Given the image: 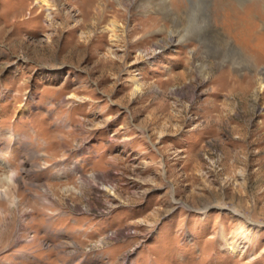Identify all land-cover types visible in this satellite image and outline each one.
<instances>
[{
    "label": "rangeland",
    "instance_id": "obj_1",
    "mask_svg": "<svg viewBox=\"0 0 264 264\" xmlns=\"http://www.w3.org/2000/svg\"><path fill=\"white\" fill-rule=\"evenodd\" d=\"M38 1L0 0V264H264V0Z\"/></svg>",
    "mask_w": 264,
    "mask_h": 264
},
{
    "label": "clouds",
    "instance_id": "obj_2",
    "mask_svg": "<svg viewBox=\"0 0 264 264\" xmlns=\"http://www.w3.org/2000/svg\"><path fill=\"white\" fill-rule=\"evenodd\" d=\"M15 176V173H9V175L7 176V181L9 184H13V178ZM7 188H0V192H4L7 193Z\"/></svg>",
    "mask_w": 264,
    "mask_h": 264
},
{
    "label": "bare ground",
    "instance_id": "obj_3",
    "mask_svg": "<svg viewBox=\"0 0 264 264\" xmlns=\"http://www.w3.org/2000/svg\"><path fill=\"white\" fill-rule=\"evenodd\" d=\"M45 1H46V0H39L38 2H39V3H42V2L45 3ZM169 5H170V4H169ZM170 11H171V10H170ZM163 12H164V11H163ZM250 15H252V12L249 14V16H250ZM249 19H250V18H249ZM173 34H174V33H173ZM260 87H263V88H264V82H263V81H261V83H260ZM11 173H15L14 178H16V175H17L16 172H15V171H12ZM14 178H13V179H14ZM5 179L7 180V177H6ZM2 180H3V179H2ZM5 195H6V196H9V194H5ZM13 200H14V199H13ZM243 229L245 230V229H247V228L244 227Z\"/></svg>",
    "mask_w": 264,
    "mask_h": 264
}]
</instances>
